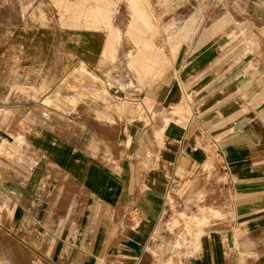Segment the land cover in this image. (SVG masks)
<instances>
[{"label": "crops", "instance_id": "obj_1", "mask_svg": "<svg viewBox=\"0 0 264 264\" xmlns=\"http://www.w3.org/2000/svg\"><path fill=\"white\" fill-rule=\"evenodd\" d=\"M22 29L0 41V264H264V22L147 76L138 51L132 78L96 29Z\"/></svg>", "mask_w": 264, "mask_h": 264}, {"label": "rangeland", "instance_id": "obj_2", "mask_svg": "<svg viewBox=\"0 0 264 264\" xmlns=\"http://www.w3.org/2000/svg\"><path fill=\"white\" fill-rule=\"evenodd\" d=\"M97 3L101 11H106V16H97L106 24L101 23L96 30L104 39L111 34L109 49L113 59L118 62L116 65H123L129 71L130 78L138 74L133 66L138 51L145 55V62L150 61L151 66L158 49L161 56L177 51L179 60L187 51L184 44L200 40L207 27L216 22H222L219 25L223 26H241V31L218 34H234L237 41L248 46L246 42L254 41V37L244 31V26L264 22V0H0V41L13 38L16 30L26 24L52 29H82L85 26L76 24L86 16L82 9ZM143 10L150 25L148 28L143 26L145 29L138 33L143 39L136 41L128 29L134 12L142 14ZM214 34L216 36L217 32ZM150 69L146 65V76Z\"/></svg>", "mask_w": 264, "mask_h": 264}, {"label": "bare ground", "instance_id": "obj_3", "mask_svg": "<svg viewBox=\"0 0 264 264\" xmlns=\"http://www.w3.org/2000/svg\"><path fill=\"white\" fill-rule=\"evenodd\" d=\"M131 1H133V0H131ZM99 6L100 5L97 3L95 6L88 7L87 9H82V11L85 12L86 16L81 22L78 21V22H76V24H82V26H85L83 28H89V29H91V28H95L96 29L101 23L106 24L104 19L99 18L97 16L98 14H100L102 17L106 16V11H101ZM137 8H138V6H137ZM145 16H146V14H145L144 10H143L142 14H138V12L136 11V13L134 12V16H133V18L131 20L128 32L130 33L131 37L134 38V40H136V41L143 39L142 35L141 34L138 35V33H142V31L145 28H148L149 25H150V23L148 21V18L145 17ZM74 17H76V16H74ZM221 23L222 22H216V24H221ZM88 34L90 35L89 38L100 39L97 36L93 37L92 36L93 34L91 32H88ZM110 35L111 34H109L108 37H107V44H108V42L110 44V40H111V36ZM144 59H145V55L143 56V60ZM140 60H142V57H141ZM135 61H137V58H136ZM146 65L151 67V64L146 63L145 60H144V66L146 67Z\"/></svg>", "mask_w": 264, "mask_h": 264}]
</instances>
